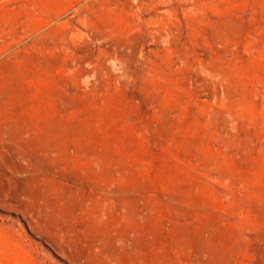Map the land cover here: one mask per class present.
<instances>
[{"label": "rangeland", "instance_id": "obj_1", "mask_svg": "<svg viewBox=\"0 0 264 264\" xmlns=\"http://www.w3.org/2000/svg\"><path fill=\"white\" fill-rule=\"evenodd\" d=\"M0 264H264V0H0Z\"/></svg>", "mask_w": 264, "mask_h": 264}]
</instances>
